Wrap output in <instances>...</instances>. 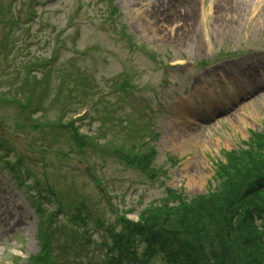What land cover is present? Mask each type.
Returning <instances> with one entry per match:
<instances>
[{
    "label": "rangeland",
    "instance_id": "rangeland-1",
    "mask_svg": "<svg viewBox=\"0 0 264 264\" xmlns=\"http://www.w3.org/2000/svg\"><path fill=\"white\" fill-rule=\"evenodd\" d=\"M225 1L0 0V264H38V209L55 219L42 264H107L117 212L137 220L166 188L185 202L208 195L225 152L264 135V0ZM31 75L42 78L33 99ZM25 102L39 111L26 114ZM70 120L86 142L73 141ZM123 155L149 156L157 178ZM18 158L26 184L6 165ZM190 218L193 238L205 240Z\"/></svg>",
    "mask_w": 264,
    "mask_h": 264
},
{
    "label": "trees",
    "instance_id": "trees-1",
    "mask_svg": "<svg viewBox=\"0 0 264 264\" xmlns=\"http://www.w3.org/2000/svg\"><path fill=\"white\" fill-rule=\"evenodd\" d=\"M70 130L75 143L88 140L73 127ZM252 137L249 148L246 144L247 149H239L238 153L225 152L226 163H219L214 173L215 191L190 202L173 197L177 201L174 206L162 204L142 212L138 222L125 219L119 234L111 231L116 248L110 251L117 256L110 262L142 264L160 256L167 264H264V135L255 133ZM122 158L143 170L151 164L147 155ZM196 201L200 202L198 209ZM170 212L176 216L177 223L175 218H170ZM158 216L169 223L160 224ZM190 216L204 223L205 240L193 238V226L188 224ZM207 218L209 226L205 224ZM257 219L261 221L259 225ZM46 234L44 243L51 237ZM183 235L185 239H181ZM140 242L145 248L139 253Z\"/></svg>",
    "mask_w": 264,
    "mask_h": 264
},
{
    "label": "water",
    "instance_id": "water-1",
    "mask_svg": "<svg viewBox=\"0 0 264 264\" xmlns=\"http://www.w3.org/2000/svg\"><path fill=\"white\" fill-rule=\"evenodd\" d=\"M88 173H89L90 177L94 180L95 184L97 186H99L100 185V181L97 179V177L89 170H88Z\"/></svg>",
    "mask_w": 264,
    "mask_h": 264
},
{
    "label": "bare ground",
    "instance_id": "bare-ground-1",
    "mask_svg": "<svg viewBox=\"0 0 264 264\" xmlns=\"http://www.w3.org/2000/svg\"><path fill=\"white\" fill-rule=\"evenodd\" d=\"M225 2H226V4H227L228 2H229V3H230V2L232 3V0H226ZM222 3H224V0H223ZM229 3H228V4H229ZM226 4H225V5H226ZM189 105H190V104H189ZM2 211H3V208H2V210H1V213H2ZM1 213H0V224H1V222H2V221H1V220H2V219H1ZM19 224H21V223H19ZM19 224H18V225H19ZM16 225H17V224H16ZM18 225H17V226H18ZM4 227H6L7 229H12V228H9V226H4Z\"/></svg>",
    "mask_w": 264,
    "mask_h": 264
}]
</instances>
